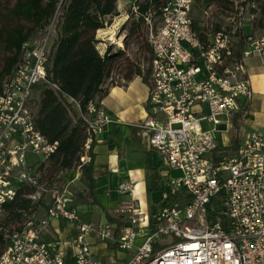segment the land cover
<instances>
[{"label": "built area", "instance_id": "obj_1", "mask_svg": "<svg viewBox=\"0 0 264 264\" xmlns=\"http://www.w3.org/2000/svg\"><path fill=\"white\" fill-rule=\"evenodd\" d=\"M230 2L225 24L213 30L193 27L194 0H164L155 28L151 14L144 17L150 59L141 67L149 72L142 126L170 171V189L148 213L131 199L119 207L114 217L121 226L84 219L70 204L71 181L57 183L41 169L57 142L35 126L33 93L42 84L59 91L47 79L54 21L23 43L18 63L0 83V264H104L92 252V239L123 252L105 264H264V124L235 149L234 137L219 141L249 115L255 92L248 59L260 67L264 95V33L248 30L253 15L245 16L242 0ZM80 114L87 134L81 164L111 118L96 98ZM132 189L118 185L121 194L132 196ZM21 198L31 206L18 210V226L8 227V207ZM48 234L58 239L46 242Z\"/></svg>", "mask_w": 264, "mask_h": 264}, {"label": "trees", "instance_id": "obj_2", "mask_svg": "<svg viewBox=\"0 0 264 264\" xmlns=\"http://www.w3.org/2000/svg\"><path fill=\"white\" fill-rule=\"evenodd\" d=\"M163 1L134 0L131 6L135 4L138 9L133 12L129 7L128 20L120 30H126L127 36L138 34L148 13L151 14V19L157 17L159 21V9ZM203 1H217L222 5L228 2ZM116 2L117 0H17L12 7L0 12V49L3 53L0 55L1 79L9 75L18 63L23 43L39 37L54 21L55 35L48 55L47 79L57 84L59 91H54L46 84L38 87L40 93L34 123L50 142H57L55 152L41 165L45 173L48 174L52 168L66 171L79 166L82 187L74 196L77 205L97 204L92 177L93 141L90 144L89 160L81 164L79 162L87 139L80 112L85 110L88 101L95 98L101 101L107 93L105 84L110 77L111 67L124 54L121 49L113 50L112 44L107 45L103 54L97 49L100 41L96 38V31L109 25L112 18L118 15ZM193 27L199 29L196 20L193 21ZM217 28L218 25L214 29ZM148 74V70L144 74L142 68L136 66L129 70L124 80L127 81L132 75H139L147 82ZM64 95L78 102L80 110L74 109ZM238 128L239 125L236 124L235 129ZM238 144L239 138H233L232 147L235 148ZM30 206L29 199L21 198L8 208L11 210L10 215L16 219L20 216L18 210H27ZM104 217L106 221L116 222L117 226L122 224L120 217H114L107 210L104 211ZM64 226L65 222L62 221L61 229ZM44 240L48 242L54 238L46 235ZM4 246L5 240L0 233V249ZM111 246L116 247L115 244ZM66 264H72V261L67 259Z\"/></svg>", "mask_w": 264, "mask_h": 264}, {"label": "crops", "instance_id": "obj_3", "mask_svg": "<svg viewBox=\"0 0 264 264\" xmlns=\"http://www.w3.org/2000/svg\"><path fill=\"white\" fill-rule=\"evenodd\" d=\"M133 1L117 0L118 15L112 18L109 25L96 31V38L100 41L97 44L100 54L104 53L107 45L112 44L115 50L114 43L118 46L122 44L117 41V33L128 20V9ZM250 61L259 70V72H250L255 99L257 100L258 97L264 99L260 67L256 59ZM256 77L260 79L259 88L252 81ZM105 86L107 93L102 97L100 105L111 118V122L99 138L93 140L92 177L97 200V204L94 205L112 213L131 199L143 212L146 210L148 213L157 208L158 202L166 193L168 182L166 171L168 174L170 172L163 157L149 147L148 131L142 126L146 116L145 100L148 84L141 76L132 75L127 81L123 78L120 83H106ZM260 114V119H256L253 123L255 129L264 124V111ZM120 183L132 185V196L118 191ZM91 248L95 258L104 264L123 257V252L113 248L109 243H98L92 239Z\"/></svg>", "mask_w": 264, "mask_h": 264}, {"label": "rangeland", "instance_id": "obj_4", "mask_svg": "<svg viewBox=\"0 0 264 264\" xmlns=\"http://www.w3.org/2000/svg\"><path fill=\"white\" fill-rule=\"evenodd\" d=\"M17 0H0V12L8 7H12ZM228 0L227 3L219 4L217 1L212 2H205L203 0H194L192 6V17L193 21L196 20L197 23H202L205 26V29L213 30L216 25H224V14L225 10L232 7L233 4ZM243 7L245 9V16L253 15V18L250 19L248 24V30L250 32H257V33H264V0H242ZM253 10V11H252ZM207 11L208 13H204ZM159 21L157 17L152 18V25L155 28L158 25ZM26 25V24H25ZM1 26V22H0ZM28 26V25H26ZM149 26L145 24L141 25V30L138 34L129 35L127 36L126 30H120L117 33V41H119V37L123 36L122 44H115V50L121 49L124 51V54L119 57L111 67V74L109 79H107V84H115L122 82L124 76L129 72L130 69H134L136 66L147 68L149 59H150V49L148 44V35H149ZM55 33L53 32V37ZM38 36V35H37ZM36 37L35 39H38ZM53 39V38H52ZM0 55H3L2 50L0 49ZM248 63V71L249 74L251 71L259 70L254 67L253 63L250 59L247 60ZM255 77V76H254ZM3 79V78H2ZM0 78V82L2 80ZM255 86L258 88L260 87V79L253 78L252 79ZM40 90L37 87L33 93V97L35 100L34 108H36V103L39 99ZM264 111V99L254 98L251 102L249 115L244 121L243 125L240 126L237 130L233 127L230 128L226 133L219 135V141L221 144H225L230 141L231 138H237L239 140H245V137L248 135L249 132L254 130L253 123H255L256 119H260L261 114L260 112ZM207 128V126H205ZM239 145V144H238ZM230 146L232 149V141L230 142ZM153 151V150H152ZM155 152V151H154ZM158 153V152H156ZM159 154V153H158ZM160 155V154H159ZM161 156V155H160ZM162 159V158H161ZM40 160L34 161L35 166L38 165ZM167 175L168 172L166 171ZM165 173V174H166ZM48 175L56 179L57 183L61 182H70V204L73 209H75L84 219L87 221H91L93 223H100L105 221L104 211L99 209L98 206H89L86 208L80 207L81 205H77L74 199L75 193L78 192L81 187L82 183L80 182V171L77 167H73L69 170L63 171L58 168H52ZM166 175V177H167ZM165 191H169L168 184L166 185ZM156 195V194H155ZM159 195L161 193L159 192ZM125 197V195H123ZM154 196V195H153ZM141 210V209H140ZM143 211V210H141ZM147 212L146 210H144ZM113 216L116 214L115 211L111 213ZM85 216V217H84ZM19 225V222L15 220V217H12L10 214L7 217L6 226L8 227H16ZM50 235V234H48ZM53 235H50L52 237ZM54 237V236H53ZM56 239L58 236L55 235ZM138 242V241H137ZM140 243V241H139ZM122 253V251H120Z\"/></svg>", "mask_w": 264, "mask_h": 264}]
</instances>
